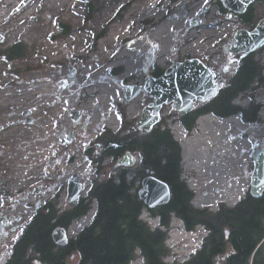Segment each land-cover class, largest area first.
Segmentation results:
<instances>
[{
  "label": "rangeland",
  "instance_id": "obj_1",
  "mask_svg": "<svg viewBox=\"0 0 264 264\" xmlns=\"http://www.w3.org/2000/svg\"><path fill=\"white\" fill-rule=\"evenodd\" d=\"M127 1L131 3L121 20L107 27L110 21L119 16L120 4ZM215 1L212 0L210 5ZM48 2L0 0V50L14 41H20L26 46V57L13 63V69L6 67L8 64L0 58V126L3 127L0 132V153L8 171L14 172L13 186L7 180V189L14 196L18 195L16 199L19 200L20 216L17 229L0 231V264L10 255L12 245L34 211L44 201L53 198L58 190L57 205H60L63 188L59 185L60 177L52 179L53 171L60 165H63L61 173L70 164L76 163V168L83 166L86 162L82 153L85 144L99 137L102 131H112L118 123L120 125L122 109L127 122L135 123L139 119L151 99L141 94L132 102L124 103L127 87H142L152 77L155 68L165 70L172 63L192 55H200L206 63L216 58L218 66L213 70L218 75V82L223 85L232 76L238 62V55L225 52L227 42L236 29L233 20L226 21L223 16L216 15L214 7L207 15L202 13L207 4L204 0H95V12L87 23L82 22L83 11L79 0H65L64 4H55L51 8ZM254 8L258 19L264 16L262 4L255 3ZM56 21L69 24L72 28L67 38L51 40V36H56L53 28ZM195 21L199 24L192 26L191 23ZM142 22L152 24L144 29V33L140 26ZM105 27V36L93 49L91 32L96 33ZM161 27L165 31L161 39H157L154 31ZM134 46H139V49L132 50ZM162 48L164 53L159 55ZM123 52L136 53L137 58H129L127 55L122 57ZM254 60L262 67L264 77V47L254 52ZM113 68H122V74L112 77L110 69ZM32 79L38 82L33 83ZM112 83L117 84V98L105 104L107 102L100 99V88ZM35 85L42 86L35 88ZM21 86L23 89L35 88L33 91L38 94H34L33 98L16 95V91L22 89ZM44 88L46 91L42 92ZM251 99L260 106L258 122L246 125L237 116L240 127L254 129L255 132L241 141L248 145L242 154L245 157V184L241 196L231 205L223 201L209 206L194 202L197 192L193 186L197 169L192 172L187 169L183 143L175 138L177 132L184 136L183 129H178L181 127L179 115L173 112L172 106L162 108L160 120L164 121L181 148L180 179L192 191L191 204L195 208L215 212L221 204L233 207L248 195L257 158L261 155L264 157V118L260 115L264 110V85L239 94L234 104L246 107ZM14 100H21V105L11 104ZM132 103L136 111L134 115H129L127 106ZM71 112H80L83 116L75 126L69 119ZM25 113L28 115L24 116ZM203 116L215 118L211 115ZM198 119L193 128L195 135ZM224 119L217 121L222 122ZM84 121L87 122L85 129ZM110 123L114 124L113 129ZM69 130H73L74 144L65 151L59 143ZM188 134L189 137L195 136L190 132ZM69 156H73L70 164L66 161ZM135 157V164L127 169L132 170L138 165L139 158ZM113 166L108 164L107 173ZM140 219L151 229L158 226V222H152L153 219L144 212ZM173 220L177 221L176 225H173ZM183 231L181 222L173 218L166 233L165 248L169 255L163 258L165 264L185 261L199 249L201 239L206 234L200 226L190 233ZM174 235L182 238L177 242L172 241ZM262 248L264 250V244ZM231 250L230 243H227L226 251L230 253ZM135 256L132 264H144L138 252H135Z\"/></svg>",
  "mask_w": 264,
  "mask_h": 264
},
{
  "label": "trees",
  "instance_id": "obj_2",
  "mask_svg": "<svg viewBox=\"0 0 264 264\" xmlns=\"http://www.w3.org/2000/svg\"><path fill=\"white\" fill-rule=\"evenodd\" d=\"M79 1L82 4V22H90L95 12V0ZM130 3L120 4L119 16L110 21L107 27L121 20ZM212 6L216 15L225 17L227 11L219 1H215ZM257 21L254 6H250L244 16H238L239 25L251 27ZM151 25L150 22H142V33ZM107 27L96 33L91 32L93 49L105 36ZM53 28L56 36H51V40L67 38L72 30L69 24L60 21L54 22ZM25 57L26 46L20 41H14L0 50V58L10 69H13V63ZM163 71L155 68L152 76L159 77ZM122 72V68L110 69L112 77L120 76ZM214 74L218 80V75ZM262 85V67L254 60V53L239 55L235 71L211 102L197 105L192 113L178 116V121L188 132L194 128L196 119L206 114L219 119L239 115L241 123L256 124L259 104L251 99L248 106L241 107L234 104V100L239 94ZM119 119L121 124L118 133L102 131L94 142L85 144L82 153L87 159L99 163L108 157L113 166L126 152H130L138 156V165L132 170L115 169L117 183L109 173L102 178L104 170H99L97 179L91 185L87 203L79 200L74 207H67L59 214L56 209L58 190L53 198L44 201L34 211L3 264H35L36 261L39 264H70L71 261L73 264H132L136 251L144 264H165L163 258L169 255L165 248L166 233L173 218L179 220L188 233L200 226L206 234L196 252L185 261H173L172 264H264V190L259 197L252 196L249 190L246 198L235 206L221 204L215 212L195 208L191 204L192 191L180 179L181 148L164 121L161 120L151 132L140 134L135 123L125 120L123 109ZM72 160L73 156L66 159L68 163ZM147 176L168 185L170 199L166 205L149 209L139 199L137 192L142 179ZM93 199L97 206L90 225L68 240L66 245H55L53 231L57 228L65 230L73 220L87 214ZM143 212L150 219L157 218L158 226L151 229L143 222L140 219ZM225 231H228L227 239ZM227 243L232 247L230 253L226 251ZM220 258L223 259L218 261Z\"/></svg>",
  "mask_w": 264,
  "mask_h": 264
},
{
  "label": "water",
  "instance_id": "obj_3",
  "mask_svg": "<svg viewBox=\"0 0 264 264\" xmlns=\"http://www.w3.org/2000/svg\"><path fill=\"white\" fill-rule=\"evenodd\" d=\"M207 5L202 9V13L209 10ZM227 11L225 20H232L233 15H242L247 8L256 0H218ZM215 22V20H214ZM199 22H192V26H197ZM233 42H229V50L233 55H248L264 47V17L259 20L255 28L251 31L238 29L232 36ZM220 83L215 80L214 73L203 62L202 58L186 59L172 63L159 77H149L142 87L137 85L129 86L124 96V103L132 102L139 95L144 94L151 99L135 122L136 129L140 134L151 132L159 123L161 110L164 106H172L174 113L183 117L192 112L197 104H205L211 100L219 91ZM28 115V113H25ZM74 125L79 124L83 119L80 112H71L70 117ZM87 122H83V129ZM74 143L73 130H69L64 139L60 140V145L67 151L68 147ZM136 162V157L130 152H126L117 160L116 168H129ZM49 176L48 173H46ZM105 176V172L102 173ZM82 185L80 176L75 174L68 180L67 205L72 208L77 204L78 196ZM252 194L255 197L261 195L264 190V157L257 158L255 172L252 178ZM139 199L149 209H155L166 205L170 199V190L165 182L152 176L142 179L137 192ZM65 230L57 228L52 233L55 245L64 246ZM225 238H228V231H225ZM228 255H226L227 257ZM35 264H39L38 261Z\"/></svg>",
  "mask_w": 264,
  "mask_h": 264
},
{
  "label": "bare ground",
  "instance_id": "obj_4",
  "mask_svg": "<svg viewBox=\"0 0 264 264\" xmlns=\"http://www.w3.org/2000/svg\"><path fill=\"white\" fill-rule=\"evenodd\" d=\"M64 2L65 0H49L47 4L49 8H51L52 5L59 3L64 4ZM164 31L165 29L163 27L154 31L157 39H161ZM137 49H139V46H134L132 48V50ZM159 53V55H163V48ZM125 55L129 56V58H137L136 53L125 54L123 52L121 54L122 57ZM32 80L33 83L38 82L36 79ZM41 86L42 85H35V88H40ZM116 87L117 84H113L103 85L100 88L102 92L100 99L103 102H107L105 104H110V102L117 98ZM35 88L18 89L16 91V95L20 94L25 95L24 98H33L34 94H38L33 91ZM44 91H46L45 88L42 92ZM16 95L14 94V96ZM10 103L20 104L21 100H14L13 103ZM135 111L134 103L127 106V113L129 115H134ZM260 115L264 118V110L260 112ZM237 116L238 115L233 117L230 116L222 122H218L216 117L211 119V117L202 115L200 116V119H198L199 117L197 118L198 120L196 123L198 131L195 136L185 140L182 133L177 132L175 134L176 140L183 143L184 162L187 163V169L191 172L192 170L197 169V177L195 178L196 182L193 186L197 192L194 199L196 204L200 203L203 206H209L216 204L218 201H223L228 205H231L233 204V201L239 197L243 190V185L245 184V181L243 180L245 177V170L243 169L245 157H243L242 154L247 149L248 145L246 143H242L241 141L244 138L248 139L247 136L253 134L255 131L254 129H245L242 126L240 127ZM110 125L113 126L111 123ZM180 128L181 127H178V129ZM156 221L157 219L152 220L155 224ZM176 223L177 221L173 220V225H176ZM181 238L182 236L174 235L172 241L177 242Z\"/></svg>",
  "mask_w": 264,
  "mask_h": 264
},
{
  "label": "built area",
  "instance_id": "obj_5",
  "mask_svg": "<svg viewBox=\"0 0 264 264\" xmlns=\"http://www.w3.org/2000/svg\"><path fill=\"white\" fill-rule=\"evenodd\" d=\"M194 56V55H192ZM209 65L211 67L218 66L216 58H212L209 62ZM110 122V121H108ZM114 126V124H113ZM113 126L111 128L113 129ZM110 163V160L108 158L104 159L101 163L102 167L108 166ZM63 165H60L57 170L53 171L52 179H55L56 177H60L59 185L62 186V195L60 196V205L58 206L59 211H61L66 206V187H67V181L70 176L74 174L82 175L81 182L83 183V190L81 192V198L87 199L88 193L90 191V184L96 179V170L98 169V164L96 162L89 164V162H85V164L81 167L76 168V163L70 164L66 166L65 171L62 172ZM88 171H91L89 175H85ZM112 176H116L115 172H111ZM117 183V180L115 181ZM96 202L93 200L91 204V210L88 215L80 218L78 221H73L71 225L67 229V238L72 239L75 238V236L81 231V229L85 226L89 225L90 217L95 211Z\"/></svg>",
  "mask_w": 264,
  "mask_h": 264
},
{
  "label": "flooded vegetation",
  "instance_id": "obj_6",
  "mask_svg": "<svg viewBox=\"0 0 264 264\" xmlns=\"http://www.w3.org/2000/svg\"><path fill=\"white\" fill-rule=\"evenodd\" d=\"M255 3H260L262 6H264V0H257L253 3V6ZM248 10V9H247ZM246 13V12H245ZM244 13V14H245ZM243 14V16H244ZM238 16L242 15H233V23L235 24V30L237 29H244L247 31L253 30V28L256 26L257 22L263 18H259L255 25L249 27L244 25L238 24ZM232 37H231V40ZM229 41L227 42L225 52L230 53L229 50ZM236 56V55H233ZM222 85V84H221ZM3 127L0 126V132L2 131ZM17 140V139H16ZM64 148V147H63ZM1 154L0 153V231L5 229L6 231L9 230H15L20 225V217H19V200L18 195L12 194V192L8 191V181H10L11 185L13 186L14 182V172L8 171L7 167L3 164L1 160ZM64 155V154H63ZM223 258H220L218 261H221Z\"/></svg>",
  "mask_w": 264,
  "mask_h": 264
},
{
  "label": "snow or ice",
  "instance_id": "obj_7",
  "mask_svg": "<svg viewBox=\"0 0 264 264\" xmlns=\"http://www.w3.org/2000/svg\"><path fill=\"white\" fill-rule=\"evenodd\" d=\"M208 2V0H204V3L206 4ZM226 70V69H225ZM21 231H23V229H21ZM65 240H66V238H65Z\"/></svg>",
  "mask_w": 264,
  "mask_h": 264
}]
</instances>
